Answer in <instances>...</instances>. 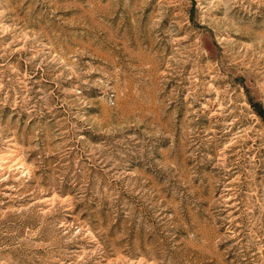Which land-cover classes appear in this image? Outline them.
<instances>
[{"label":"rangeland","instance_id":"1","mask_svg":"<svg viewBox=\"0 0 264 264\" xmlns=\"http://www.w3.org/2000/svg\"><path fill=\"white\" fill-rule=\"evenodd\" d=\"M264 0H0V264H264Z\"/></svg>","mask_w":264,"mask_h":264},{"label":"trees","instance_id":"2","mask_svg":"<svg viewBox=\"0 0 264 264\" xmlns=\"http://www.w3.org/2000/svg\"><path fill=\"white\" fill-rule=\"evenodd\" d=\"M259 114L262 115L264 117V113H262L261 111H259Z\"/></svg>","mask_w":264,"mask_h":264}]
</instances>
